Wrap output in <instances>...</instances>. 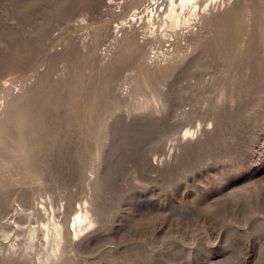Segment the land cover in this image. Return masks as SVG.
Returning <instances> with one entry per match:
<instances>
[{
	"label": "rangeland",
	"instance_id": "obj_1",
	"mask_svg": "<svg viewBox=\"0 0 264 264\" xmlns=\"http://www.w3.org/2000/svg\"><path fill=\"white\" fill-rule=\"evenodd\" d=\"M176 11L0 0V264H264V0Z\"/></svg>",
	"mask_w": 264,
	"mask_h": 264
},
{
	"label": "bare ground",
	"instance_id": "obj_2",
	"mask_svg": "<svg viewBox=\"0 0 264 264\" xmlns=\"http://www.w3.org/2000/svg\"><path fill=\"white\" fill-rule=\"evenodd\" d=\"M110 1H113V0H110ZM201 1L202 0H168V10H169V16L171 18V25L177 26L180 23V15L176 11V9L178 7H180L182 10L188 8L189 10H191L192 14L194 16H196L198 13L206 12L208 9H210L211 7H214L215 5H217L218 3H220L224 0H208V1H206L205 4H202ZM159 5H160V2H156V1L153 2V6L150 10L151 11V13H150L151 17H154V15L159 13V10L161 9V7L159 8ZM134 19L135 18H133V20ZM184 23H186V25H188V23H190V20L185 19ZM126 26H128V24L117 25L116 31H118L120 29H124ZM77 219L79 221H81L80 215L77 216ZM74 221H76V219Z\"/></svg>",
	"mask_w": 264,
	"mask_h": 264
}]
</instances>
